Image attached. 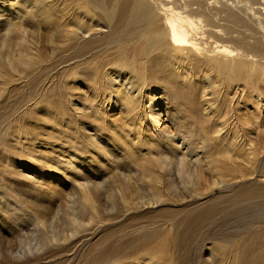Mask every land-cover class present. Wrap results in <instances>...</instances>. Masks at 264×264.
I'll list each match as a JSON object with an SVG mask.
<instances>
[{
    "label": "rangeland",
    "instance_id": "obj_1",
    "mask_svg": "<svg viewBox=\"0 0 264 264\" xmlns=\"http://www.w3.org/2000/svg\"><path fill=\"white\" fill-rule=\"evenodd\" d=\"M68 8L73 12L72 4ZM31 17L28 26L42 50V65L47 68L42 70L35 68L36 65L28 76L24 74L25 70H18L8 80L0 78V242L4 241L6 246L8 242L16 243L14 252H0V264H264V256L259 254L264 252L263 246L257 243L254 247L263 260L249 254L243 257L245 247L238 248L248 242L253 231H263L264 201L260 208L250 213L246 207L240 210L242 204L239 201H235L234 207L226 204L230 195L235 194L236 198L244 191L245 177L225 178L224 183L215 185L218 172L203 170L200 182L185 185L175 174L176 162L182 153L178 144H182L183 153H192L205 160L219 158V161L223 160L220 149L232 146L229 155L235 170L250 173L255 169L258 172L254 170L252 178L246 177L248 181L263 180L264 127L259 129L251 125L250 130L247 128L253 109L246 108L251 101L241 94V90L250 80L262 81L264 76L256 77L250 71H242V78H238L241 80L236 82L235 79L236 83H233L235 87L240 86L237 91L227 80H221L213 62L207 65L200 61L202 66L197 64L195 67L196 76H208L211 83L217 80L221 97L211 100V90L204 88L203 81L192 77L187 84L198 82L200 89L195 97L198 110H192L186 101L170 98L166 93L169 92L167 84L161 83L165 78L154 81L149 78L143 93L145 106L151 108L154 120L146 117L148 126H140L136 111L128 112L125 101L122 106L115 96L110 97L109 87L96 83L89 76V67L93 63L86 60L88 55L83 56L84 60L74 57L84 41L96 42L90 37L98 32L99 26L88 32L87 37L85 31L77 30L78 37L73 34V41L66 43L65 33L55 20ZM71 17L68 25L76 30L79 24L73 26V22L77 17ZM3 27L0 24V33ZM105 33L103 29L100 31L98 49L94 52L99 55L96 59L102 68L101 75L105 70L109 72L112 68L122 67L123 61L131 64L133 60L129 54L122 59L113 45L105 51L108 42L101 39ZM109 38L113 39V36ZM69 50L70 54L67 53ZM37 59V56L30 58L32 62ZM107 61L110 63L105 66ZM53 63V67H48ZM117 74L131 75L129 71ZM177 83L183 86L186 82ZM226 88H231L229 93L224 92ZM201 89L205 91V99ZM238 97H243V101ZM207 102L224 103L222 111L228 112L224 124L233 121L238 122L242 130L247 128L244 130L249 134L244 135L250 138L258 156H254L253 167L250 166L252 161L248 160L252 156L235 143V131L225 136L224 145L220 143L222 138H216L215 128H207L205 118L209 112L204 106ZM233 103L235 108L229 107ZM169 137L173 138L172 149L168 146ZM166 155L172 160L165 161L170 166L151 160ZM224 166L226 168V164ZM84 184L89 187L92 200L84 190ZM159 195L161 200L156 201ZM38 221L43 222V227L38 226ZM63 230L73 232L70 241L61 239ZM50 231L51 238L61 240L53 243L50 238L46 241ZM35 237L44 243L43 249L32 241ZM20 239H24V243L32 241L36 251L16 252L22 250Z\"/></svg>",
    "mask_w": 264,
    "mask_h": 264
},
{
    "label": "bare ground",
    "instance_id": "obj_2",
    "mask_svg": "<svg viewBox=\"0 0 264 264\" xmlns=\"http://www.w3.org/2000/svg\"><path fill=\"white\" fill-rule=\"evenodd\" d=\"M71 4L74 8L73 12H70V8H68V6ZM20 5H23V7H20ZM72 14L74 17H77V21L73 22V26H77V24H79L78 28H75L76 30H74L71 25H68V20L71 17L69 15ZM31 15L44 18L45 21L55 20L65 33L63 37L66 43H68L67 41H73V34L77 35L78 37L77 30L85 31V37H87L88 32L90 33L94 28H96L95 26H99L100 29L98 32H96L93 37H90V39L96 42L84 41L82 43L83 45L77 49L78 51H75V55H71H74L75 58H83L85 54L88 55L89 58L86 60L90 59V62H87H92L94 64H91L90 67L87 66L91 71L89 76L93 77L96 83L101 82L105 87H109L110 97L115 96L116 100L119 101L121 105L122 102L125 101V106L126 109H128V112L136 111V119L139 120L140 126H148V123L145 121L146 117L148 118L150 116L151 118H149L151 121L154 120L152 119V115L154 114L152 113L151 108L149 107L147 109L145 106L147 102L144 99L145 93H143L144 85L146 82L149 84V78L150 81L158 80L159 78H165L164 83H161L164 85L167 84V91L169 92H165L170 96V98L177 102L186 101L187 106L191 107L192 110H198L195 97L197 96V91L200 88H198L197 81H203L205 86L204 88L211 90V93L213 94V98L211 100H216L217 97H221V92L219 93L217 89L219 83L217 80L214 82V84L211 83V80L208 78V76H202L201 78L196 76L197 71H195V67L197 64L202 66L200 65V61H205L207 65H210L209 62H213L214 68L217 71V74H219V77H221V80H227L228 85L232 84L231 88H233V90L236 88L237 91L240 89V86L235 87L233 83L235 84L238 82L237 80H241L238 78L242 76V71H250L252 74H255L256 77H258L259 74L264 76V0H0V24L4 25L0 33V78L2 79H10L11 75L18 70H25L24 74H27L29 73L30 69L36 65L37 66L35 68H42V70L47 68L42 65L44 62L42 50L39 48L38 42H36L34 39L33 31H31L30 27L28 26V23L32 22L33 17H31ZM85 19H89L88 22H86ZM102 29L105 30L106 33L101 39L108 42L106 48H104L105 51L113 45L115 52H119V55L122 59L127 54L132 55L133 57L131 64H127L126 62L124 63L123 61L122 67H118L117 69L112 68V70L109 72L105 70L103 75H101L102 68L99 66V62H97L96 59L99 55H94V52L96 49H98L97 47L99 45L97 44V37H99L100 31H102ZM30 34L32 37H30ZM109 36H113V39H110ZM52 41L54 43V40ZM71 45L74 44L71 43ZM76 45L75 47L79 46V44L78 46ZM69 48H71V46ZM69 52L70 50L67 51V53ZM5 55L6 57L4 58ZM34 56H37L38 59L35 62H32L30 58H34ZM84 59L85 58H83V60ZM139 61L142 63L138 64ZM109 63L110 61H107L104 64L106 66ZM21 66H23V68H21ZM53 66L54 63L53 65L48 64V67ZM211 67L212 66L209 68ZM161 70H163V72ZM119 71H129L131 75L129 77L126 75L121 76L120 74H117ZM212 73L214 72L212 71ZM141 74H144V77H142ZM188 77L189 79H187ZM192 77H194L197 81L195 80L191 85L187 84V80L190 81ZM178 81L186 83L183 86H180L177 83ZM262 81L261 79L250 80L248 84L245 82L247 85L242 86L243 88L241 90V94L244 93V95L248 97L249 102L251 101L249 103L251 105L247 104V106H245L247 109H253L250 117L246 116L248 117V122L246 125L247 128L249 127V130L251 125H256L259 129L264 127V83L260 84ZM231 88L224 92L229 93ZM186 90H188L189 93ZM237 91H233V93H237ZM202 96H205L204 90ZM241 98L243 101V97ZM119 102L117 103L119 104ZM221 105L214 102L205 103V109L209 112V115L205 118L207 128H215L214 133L217 134L216 138H222L220 143H224V145L225 136L229 133H232V131H235V143L238 144V147L242 148V150L247 151L248 156H252L249 157L248 160L250 159L252 161L250 166L253 167V161L255 160L254 156H257V154L255 146H251L250 138L246 137V134L244 135V133L248 132V130H246L247 132L244 130L247 128L242 130V127L238 125V122L233 123V121H230L228 124H224L228 120V118H226V114L228 112L224 114ZM229 107L235 108V104H230ZM103 113L105 114V110H103ZM156 115L158 114H155V116ZM238 120L240 121L241 119ZM206 133L209 134V132ZM162 137L164 138V135H162ZM167 139L169 140L168 146L172 149L173 146H171V143L173 142V138L169 137ZM178 145L182 153H180L181 156H177L178 163L176 162V164H178V167L175 174L177 173V176L182 183L186 185L187 183L200 182L203 170L218 172L215 175L217 176L219 174V177L215 178V185H221L224 183L225 178H231L235 180V178L238 179L245 177L246 181L242 185L244 187V191L236 198L235 194L230 195L228 198V203L226 200V204L232 205V207H234L235 201H239L242 204L240 210L246 207L245 209H247L249 213L255 208H260V204H262V201H264V173H261L263 180L259 179L258 181H255L256 179H254L248 181L246 177L253 175L256 171L255 169L250 171V173L240 172V170L237 172L235 170V164L230 162L231 156L229 153L232 146H224V148L220 149L223 160L219 161V158L216 160L212 158L205 160L199 156L196 157V155L192 153H183V149L181 147L182 144ZM167 159L170 160V162L172 161L171 158H168V155L165 157L160 156L157 157V159L151 160L152 162L156 161L160 164L169 165L168 162H165ZM205 163L208 166H206ZM219 163L222 165L221 167ZM225 164L226 168L224 166ZM248 169L250 168L248 167ZM259 177L262 178L261 176ZM149 178L151 179V177ZM184 184L182 185L184 186ZM82 186L89 195V198L92 200L93 197L90 194L91 192H89V187H87L85 184ZM155 200L160 201L161 196ZM92 203H94V200ZM262 205H264V203ZM211 208L212 207L209 209L211 210ZM228 210L229 209H226V211ZM230 211L233 212L235 210L233 209V211ZM253 212L255 211L253 210ZM199 213L201 212L199 211ZM236 213H238V211H236ZM241 215L242 214H239V216ZM201 216L203 217V215ZM263 217H260L262 218L261 220H263ZM248 218L250 219V216ZM261 220L258 222H261ZM185 222L191 221L185 220ZM196 222H198V219ZM262 222H264V220ZM37 224L38 226L43 227V222L40 224L38 221ZM188 228L192 227L190 226ZM260 230L261 231L259 232L253 231L252 235H249V239L247 240L248 242L245 243L244 246H238V248L245 247L243 253L241 251L244 248H240L242 249L240 252L242 253L243 257H246L249 254L257 256L263 260L262 257L257 254V250L254 248L255 245L257 246V243L264 248V228L263 231L262 229ZM52 231L47 233L45 237L46 241L50 240ZM61 236V239L66 241L70 238L72 239L73 232L69 233L68 231L63 230L61 231ZM35 238L36 240L32 241L38 245L37 247L42 248L44 243L41 241V239L37 237ZM61 239L51 238V241L56 243ZM32 241L24 243V239H20L19 247L22 250H18L16 252L24 254L29 252L33 253L36 251L35 245H33ZM0 243H3L0 244V252L2 254L14 252L16 248L15 242H8L7 246L4 244V241ZM239 245H241V243ZM259 254L264 256V252H260ZM160 255L158 253V256ZM240 255L241 254H239V256ZM250 259L251 258H249V260ZM154 260H156V258ZM159 260H161V258ZM257 261L260 260L257 259Z\"/></svg>",
    "mask_w": 264,
    "mask_h": 264
}]
</instances>
